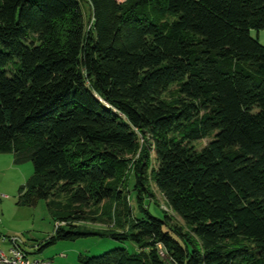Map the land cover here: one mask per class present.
Instances as JSON below:
<instances>
[{
    "label": "trees",
    "instance_id": "trees-1",
    "mask_svg": "<svg viewBox=\"0 0 264 264\" xmlns=\"http://www.w3.org/2000/svg\"><path fill=\"white\" fill-rule=\"evenodd\" d=\"M250 30L264 0H0V153L32 163L18 204L50 200L61 223L38 251L90 235L86 210L114 202L125 230L106 236L136 250L80 263L166 264L162 250L264 264V45ZM149 182L182 225L141 206Z\"/></svg>",
    "mask_w": 264,
    "mask_h": 264
},
{
    "label": "rangeland",
    "instance_id": "rangeland-1",
    "mask_svg": "<svg viewBox=\"0 0 264 264\" xmlns=\"http://www.w3.org/2000/svg\"><path fill=\"white\" fill-rule=\"evenodd\" d=\"M84 11L87 15L89 14L86 4ZM250 35L264 45V30H250ZM166 95L167 101L170 102L176 96L174 88L166 92ZM208 141L209 139H204L198 145L202 147ZM150 156L154 159L153 152ZM36 179L30 161L16 164L13 154L0 153V233L6 238L21 242V248L30 258L48 264H82L78 261L80 255L90 258L114 249L124 248L130 252L136 250V246L129 241H117L106 236L111 232L125 230V227L118 223L117 205L110 202L86 210L89 220L79 223L78 228L81 232H90V235L74 241H57L38 251L53 235L56 224L47 207L50 200H40L34 207L18 204L19 188L28 187L32 180ZM133 183V177L129 172L120 190L123 196L127 197L126 201L132 214L139 216V204H137V193L132 187ZM143 190L145 191L141 192L142 205H140L148 209L152 216L161 217L163 213H166L176 223L182 225L180 218L167 207L163 196L152 182H149ZM56 200L61 201V207L67 202L63 197H58ZM57 224L61 226V223ZM160 256L167 262L166 264H172L162 250Z\"/></svg>",
    "mask_w": 264,
    "mask_h": 264
},
{
    "label": "built area",
    "instance_id": "built-area-1",
    "mask_svg": "<svg viewBox=\"0 0 264 264\" xmlns=\"http://www.w3.org/2000/svg\"><path fill=\"white\" fill-rule=\"evenodd\" d=\"M115 1L121 4L126 0ZM0 264H43V262L30 259L21 248V242L6 238L0 233Z\"/></svg>",
    "mask_w": 264,
    "mask_h": 264
},
{
    "label": "crops",
    "instance_id": "crops-1",
    "mask_svg": "<svg viewBox=\"0 0 264 264\" xmlns=\"http://www.w3.org/2000/svg\"><path fill=\"white\" fill-rule=\"evenodd\" d=\"M1 235H2V233H1ZM29 257V256H28ZM30 258V257H29ZM30 259H32V258H30ZM79 259V258H78ZM32 260H37V259H32ZM79 261V260H78ZM40 262H43V261H40ZM43 264H48V263H46V262H43Z\"/></svg>",
    "mask_w": 264,
    "mask_h": 264
}]
</instances>
